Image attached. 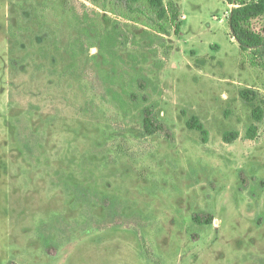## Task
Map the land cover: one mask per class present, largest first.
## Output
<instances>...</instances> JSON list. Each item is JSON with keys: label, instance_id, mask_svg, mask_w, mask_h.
I'll return each mask as SVG.
<instances>
[{"label": "rangeland", "instance_id": "rangeland-1", "mask_svg": "<svg viewBox=\"0 0 264 264\" xmlns=\"http://www.w3.org/2000/svg\"><path fill=\"white\" fill-rule=\"evenodd\" d=\"M175 2L161 37L90 0H0V264H264V119L246 139L239 96L264 100V71L224 0Z\"/></svg>", "mask_w": 264, "mask_h": 264}, {"label": "trees", "instance_id": "trees-1", "mask_svg": "<svg viewBox=\"0 0 264 264\" xmlns=\"http://www.w3.org/2000/svg\"><path fill=\"white\" fill-rule=\"evenodd\" d=\"M95 6L102 9H110L115 16L140 23L152 30L157 35L169 36L173 31L180 34V9L175 0H90ZM230 6L227 18L231 37L238 43L242 53L248 57L252 67L264 71V35L257 31L254 22L264 19V0H224ZM240 98L253 108L252 124L246 131L245 138L254 140L258 134V124L264 119V100L260 94L252 89H241ZM139 96L133 94V98ZM147 104L143 109L144 130L147 134L154 135L163 133L164 136L172 137L169 128L156 120L154 110L148 96H144ZM188 129L199 131L204 139L208 138V131L197 116L191 117L186 122ZM240 137L238 131L228 132L224 139L231 143ZM193 221L199 225H209L213 222L212 217L206 213L196 214Z\"/></svg>", "mask_w": 264, "mask_h": 264}, {"label": "crops", "instance_id": "crops-1", "mask_svg": "<svg viewBox=\"0 0 264 264\" xmlns=\"http://www.w3.org/2000/svg\"><path fill=\"white\" fill-rule=\"evenodd\" d=\"M0 168L3 169L5 168L6 174H7V179L8 181L11 179L10 177V157H9V152L8 150H2L0 152Z\"/></svg>", "mask_w": 264, "mask_h": 264}]
</instances>
